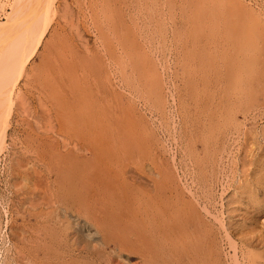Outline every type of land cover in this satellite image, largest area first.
Returning a JSON list of instances; mask_svg holds the SVG:
<instances>
[{"label":"rangeland","instance_id":"obj_1","mask_svg":"<svg viewBox=\"0 0 264 264\" xmlns=\"http://www.w3.org/2000/svg\"><path fill=\"white\" fill-rule=\"evenodd\" d=\"M52 9L0 151V264H264V0Z\"/></svg>","mask_w":264,"mask_h":264},{"label":"bare ground","instance_id":"obj_2","mask_svg":"<svg viewBox=\"0 0 264 264\" xmlns=\"http://www.w3.org/2000/svg\"><path fill=\"white\" fill-rule=\"evenodd\" d=\"M4 5H6V1L4 0L3 3L0 0V7L2 9ZM52 8L53 0H14L11 10L7 12L8 16H5L6 20L0 22V57L5 52L3 57L0 58V151L4 147L6 131L10 122V114L13 107V93L18 82V73L23 72L28 56L37 48L46 29V20L53 10ZM1 11L0 9V16H2ZM32 33L33 35L31 37ZM12 39L19 44L20 42L18 40L22 39L20 40L21 42L24 40L22 42L23 46L26 44L28 46L32 40L35 42L28 46L26 48L27 52L23 51V54H20L21 52L16 53L18 50H22L17 48V43L16 46L14 45L18 49H14L16 51L15 55L13 53V48H15L13 45L10 47L12 48V53H8V50H11L9 49V44ZM23 46L20 45L19 47L22 48ZM6 53L8 54L3 59Z\"/></svg>","mask_w":264,"mask_h":264},{"label":"built area","instance_id":"obj_3","mask_svg":"<svg viewBox=\"0 0 264 264\" xmlns=\"http://www.w3.org/2000/svg\"><path fill=\"white\" fill-rule=\"evenodd\" d=\"M0 17H2V16H0Z\"/></svg>","mask_w":264,"mask_h":264}]
</instances>
